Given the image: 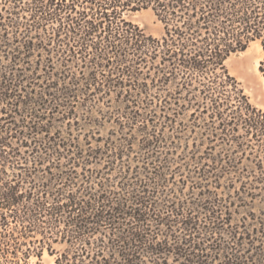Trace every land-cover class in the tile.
Wrapping results in <instances>:
<instances>
[{
    "label": "trees",
    "instance_id": "obj_1",
    "mask_svg": "<svg viewBox=\"0 0 264 264\" xmlns=\"http://www.w3.org/2000/svg\"><path fill=\"white\" fill-rule=\"evenodd\" d=\"M144 9L159 36L128 18ZM254 41L264 78V0H0V264L45 252L54 264H264L253 239L264 220L223 241V198L202 189L191 203L171 169L180 149L199 178L191 188L241 175L226 186L230 206L252 201L244 221L264 214V111L225 65ZM111 92L115 111L93 114ZM79 109L115 128L80 140ZM134 128L146 133L137 143Z\"/></svg>",
    "mask_w": 264,
    "mask_h": 264
},
{
    "label": "rangeland",
    "instance_id": "obj_2",
    "mask_svg": "<svg viewBox=\"0 0 264 264\" xmlns=\"http://www.w3.org/2000/svg\"><path fill=\"white\" fill-rule=\"evenodd\" d=\"M128 18L131 19L134 23H137L140 27H142L146 33H150L154 36H159L163 32L162 24L157 20L153 11L150 9H144V10L134 12L130 14ZM259 46L260 44L256 41L251 42L244 50L232 53L225 60V65H226L228 72L240 82L245 93L248 95L250 102L253 105H255L257 108L264 111V78L260 75L258 71V63H259V60L262 54L261 47ZM69 64H71V62ZM94 103L95 104H93V108H92L93 114L100 115L101 113L108 114L109 112L112 114L116 108L115 106L116 102L114 101V92H111V94L107 96L106 98H103V99L100 98V100L98 101L95 100ZM78 112H79V115H82L80 116V119H79L82 129L80 130V132H78V130H74L73 133L78 135L80 140L83 139L84 134H92V133H94L93 135L95 137L101 136L104 139L108 136L109 131L115 128L116 118H112L111 117L112 115L110 116L112 119L109 117L107 120L104 121L103 125L97 129L95 128V126H92L88 122L87 119H84L82 109H79ZM59 115L60 114L54 113L55 117ZM114 117H116V114L114 115ZM50 121L51 120H49V122ZM124 121H127V120L124 119ZM50 123H51L50 124L51 131H60V135H61L60 137L62 136L67 137L66 131L69 127L67 123H64L61 121H51ZM159 125L160 127H162V130L164 131V133L168 134V136L172 134V130H170L168 127H164L162 123H159ZM131 132L137 133L136 143L143 136L146 135V133H141V132L136 131L135 128L131 130ZM126 136H129V135H126ZM96 139L97 138H94V139L91 138L90 144H88L87 146L97 145L98 141ZM121 140L122 139L120 138V136L116 135L114 139V144L115 145L121 144L122 143ZM221 146L222 145L219 142H217L216 149L219 150ZM160 151L162 153L159 154V156L162 158L166 157L164 154V150L162 149ZM140 154L141 153H138L139 156ZM184 154L185 156L182 157ZM171 157H173L171 158V164H172L171 169L176 168L175 169L176 171L179 169V171H177L174 174L173 179L177 181L182 176H187L188 181H187V186L185 187L184 191L186 192L187 189L190 187L189 196L181 194L179 195L178 198L184 199L186 196V197H189V200L191 203H193L194 201L203 202L207 197L204 198V195H201L202 189L205 190V193L212 194L218 198H223V201L221 202V204H223L224 206H222L221 208L224 209V211H226V214L222 215L221 217L226 216L228 219L227 222L223 225V229L225 233L220 235L223 241L229 240L227 233L229 230H232L235 227H238L237 229L240 233H245L248 230H251L255 227L260 226L261 220H264V214L259 215L257 219H252V220L245 219V221L243 220V217H246V212L249 209H251L249 208V206H252V201L245 204L246 208L244 207V205H242L241 202L239 203L237 202L235 205H232V206H230L229 204L230 201L236 200L237 196H235L232 190L228 191L226 189V186L228 185V183H233V182L235 185H239L238 181H240V179H244L241 175L239 178H237L238 176L237 174H233V173L227 174L226 173L222 177L221 182H218L220 184H215L216 182L213 180V178H208L206 180H202L205 185L203 188L202 187L191 188V184L194 183V181H199V178L193 176L194 174H192V172L190 171L191 169L190 165L187 166V163H188L187 160L189 157L186 155V153H184L180 149H178V152H175L174 155H172ZM133 162L137 163L135 158ZM94 167L99 168L101 167V165L97 164ZM221 183L225 186H223ZM215 185H217V187H215ZM227 193L230 194V196ZM194 209L195 211L197 210L196 212L199 211V208L197 207ZM254 209L256 213H258L257 208H254ZM224 211H222V213H224ZM197 215L201 219L204 213L198 212ZM179 232L180 231H177V234H179ZM180 234H183V232H180ZM254 235H257V236H254ZM254 235H253L254 236L253 239L254 238L257 239L255 240V243L262 245L264 249V233L263 235H260V233H254ZM212 240L213 238L205 242L207 245L206 251L208 253L212 252L211 251ZM241 245H242L241 248H243V250L245 249V247H247V244L245 243H242ZM245 255H247L246 252H245ZM220 259H222V254L220 255V258L217 257L216 259L212 260V264H221ZM167 260H168V264H175V262L171 258H168ZM28 264H54V261H53V257L49 256L47 252H45L40 259H38L37 257H31L29 259ZM146 264H149V263H146Z\"/></svg>",
    "mask_w": 264,
    "mask_h": 264
},
{
    "label": "bare ground",
    "instance_id": "obj_3",
    "mask_svg": "<svg viewBox=\"0 0 264 264\" xmlns=\"http://www.w3.org/2000/svg\"><path fill=\"white\" fill-rule=\"evenodd\" d=\"M260 47V46H259Z\"/></svg>",
    "mask_w": 264,
    "mask_h": 264
}]
</instances>
